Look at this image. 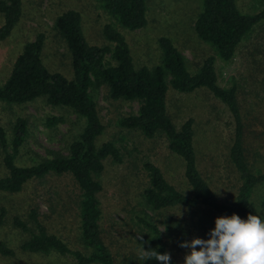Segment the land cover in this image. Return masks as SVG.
Masks as SVG:
<instances>
[{
    "label": "trees",
    "instance_id": "obj_1",
    "mask_svg": "<svg viewBox=\"0 0 264 264\" xmlns=\"http://www.w3.org/2000/svg\"><path fill=\"white\" fill-rule=\"evenodd\" d=\"M97 1L124 30L136 32L147 28L148 0ZM202 6L194 24L195 32L225 62L235 58L244 39L264 21V11L245 14L239 9L238 0H202ZM0 16L4 19L0 41H4L17 29L24 16V0H0ZM53 32L65 47L68 74L51 71L47 66L44 60L47 34L39 33L24 45L16 58L10 76L0 87V101L8 105H31L45 100L53 107L75 114L83 129L69 145L67 155H55L29 167L17 164L29 133L26 120L19 119L14 125L11 152L7 151L5 134L3 136L0 130V142L5 151L3 165L7 171L6 176L0 179V192H21L29 182L51 174L71 176L79 192L78 230L84 250H73L59 236L50 233L41 223L37 210L32 209L27 223L16 225L30 236L22 247L23 251L57 253L71 257L74 264H117L116 255L103 238L100 195L104 187L101 177L107 162L122 164L124 155L116 142L102 143L99 140L106 130L95 95L101 89L105 90L110 102L139 105L136 113L118 119L119 127L137 132L148 140L164 139L168 150L184 163L187 191L169 182L155 164L145 162L142 165L146 173L141 195L143 203L149 211L158 212L163 218L160 224L166 226L168 235L175 236V240H183L192 226L198 231H205L209 238L208 233L214 229L216 218L237 214L246 219L249 214L258 215L260 209H264V198L259 204L254 200L255 190L264 184V174L253 172L246 156L247 127L243 121L237 86L225 88L220 85L214 57L207 58L199 70L192 73L185 56L173 41L161 37L158 41L160 63L153 68H138L121 31L107 25L103 31L106 45H92L84 32L82 14L75 10L59 15L54 21ZM199 90L208 91L222 102L235 123L229 159L239 173L240 185L232 199H221L199 168L194 120L190 118L179 126L169 110L171 91L193 94ZM62 122L64 119L50 118L47 125L56 127ZM173 209L182 210L190 221L163 215ZM4 214L2 209L0 226L4 222ZM138 220L144 226L145 250L151 248L160 254L169 253L158 223L142 218ZM0 254L12 253L1 245ZM144 261L146 264H158L154 259ZM171 264H178L172 256Z\"/></svg>",
    "mask_w": 264,
    "mask_h": 264
},
{
    "label": "rangeland",
    "instance_id": "obj_2",
    "mask_svg": "<svg viewBox=\"0 0 264 264\" xmlns=\"http://www.w3.org/2000/svg\"><path fill=\"white\" fill-rule=\"evenodd\" d=\"M147 3V28L129 32L111 18L97 0H24V16L19 26L6 40L0 41V87L10 76L24 45L39 33L47 34L44 50L47 66L51 71L68 74L65 47L53 32L55 19L68 10L82 14L84 32L92 45H106L103 31L107 25L121 31L138 68H153L160 63L158 41L165 37L171 39L185 56L190 72L196 73L207 58L214 57L220 85L225 88L237 86L243 121L247 127L246 156L253 172L264 174V21L244 39L235 58L225 62L195 32L194 24L202 12V0H148ZM238 7L245 14H257L264 11V0H238ZM3 23L4 19L0 16V28ZM95 95L106 124L105 133L99 140L102 143L116 142L124 155L122 164L107 162L101 177L105 243L116 255L117 264H146L140 252V244L145 248L144 226L138 219H147L158 223L169 253L178 264H183L190 250L180 247V244L193 238L208 239L205 231L191 226L189 235L183 240H175V236L168 235L166 226L160 224L163 218L158 212L149 211L141 197L146 183L142 166L145 162L158 166L169 182L187 191L183 161L168 150L164 139L148 140L137 132L118 126L120 117L138 111L137 103L110 102L104 89ZM168 104L171 116L179 126L190 118L195 122V143L203 175L221 199L234 198L239 189L240 176L229 159L235 123L228 108L203 90L193 94L171 91ZM50 118L64 119V122L49 127L47 122ZM19 119L26 120L29 130L17 158V164L22 167L52 159L55 155H67L69 145L83 129L75 114L53 107L45 100L31 105H8L0 101V130L3 136L5 134L7 151L10 152L13 128ZM4 157L5 151L0 142V179L7 174ZM78 193L71 176L56 174L29 182L18 193L0 192V212L3 209L5 213L0 226V246L12 253L0 254V264H74L71 257L57 253L23 251L22 247L30 236L16 225L19 222L26 224L30 211L37 210L41 223L50 233L63 239L71 249L83 251L78 230ZM263 198L264 184L254 193L257 204ZM163 215L190 221V217L180 209L164 212ZM258 216L264 220V209H260ZM29 225L33 224L30 222Z\"/></svg>",
    "mask_w": 264,
    "mask_h": 264
},
{
    "label": "clouds",
    "instance_id": "obj_3",
    "mask_svg": "<svg viewBox=\"0 0 264 264\" xmlns=\"http://www.w3.org/2000/svg\"><path fill=\"white\" fill-rule=\"evenodd\" d=\"M208 239L193 238L180 247L189 249L183 264H264V220L249 214L218 217ZM142 239V237H140ZM141 259H154L158 264H171V254L156 249L145 250L140 244Z\"/></svg>",
    "mask_w": 264,
    "mask_h": 264
}]
</instances>
